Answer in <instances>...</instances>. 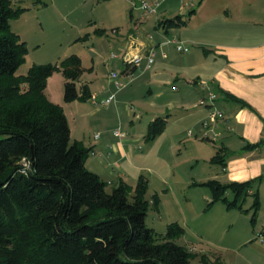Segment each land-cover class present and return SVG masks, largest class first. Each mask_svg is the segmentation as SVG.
I'll use <instances>...</instances> for the list:
<instances>
[{"label": "trees", "instance_id": "16d2710c", "mask_svg": "<svg viewBox=\"0 0 264 264\" xmlns=\"http://www.w3.org/2000/svg\"><path fill=\"white\" fill-rule=\"evenodd\" d=\"M13 1L0 0V264H191L193 254L174 241L184 231L178 222L167 224L163 235L146 225L148 209L159 205L158 194L150 200L145 196L147 178L140 174L133 186L120 180L107 191V183L85 164L89 148L71 141L62 106L46 96L48 77L60 70L63 101L88 99L86 83L77 89L80 57L34 63L16 74L27 48L10 19L28 8ZM191 13L164 18L159 25L183 26ZM104 31L94 29L98 35ZM164 127L165 119L156 117L145 139ZM262 136L247 148L264 143ZM226 155L219 146L210 162L223 166ZM254 183L210 179L193 185L209 188L206 208L220 201L227 209H242L241 202L252 194L254 220L260 204ZM201 261L208 264L205 256Z\"/></svg>", "mask_w": 264, "mask_h": 264}, {"label": "crops", "instance_id": "0c3cea01", "mask_svg": "<svg viewBox=\"0 0 264 264\" xmlns=\"http://www.w3.org/2000/svg\"><path fill=\"white\" fill-rule=\"evenodd\" d=\"M101 1L111 3L113 0ZM129 1V7L126 9L130 22L124 25L123 31L119 26L111 24L110 32L107 33L111 37L113 48L116 49L110 54V58L121 61L123 72L126 52L141 54L152 48L155 52L153 63L147 64L143 59L132 68L133 78L128 82L126 76L120 75V79L126 81V84L119 88L109 76L102 86V91L95 92L89 84L86 85L90 94H97L100 98L111 96L110 102L102 108L108 111L103 112L106 114H102V117L109 120L108 113L116 110L114 112L116 116L118 91L136 82L135 86L132 84L127 91V98L134 97V90L144 89V94H141L145 100L149 97L150 101L141 104L138 111L149 116L148 123L156 117H163L165 127L153 138L157 139L155 144L147 146L144 151L138 143L147 141L145 134L148 123L142 127L140 123L135 125L131 121L126 130L117 128L118 131L125 133L122 137L116 136L114 134L116 129L109 127L99 128L86 138L83 133L72 141H79L84 147L89 148V154L85 159L87 168L112 186H116L120 180L133 186L140 174L147 178L148 183L149 179L144 171H150L164 183L168 177L176 178L175 174H172L173 171L169 174L175 162L170 161L161 150V146L163 147L170 136L169 133L173 131L168 124L177 114L178 120L174 124L181 122L189 115L188 111L201 106V97L213 92L216 95L213 105L223 115L215 121L208 119L210 122L207 128L202 126L207 130L205 134L208 133L209 136L217 133L214 139L219 138L220 144L211 148L207 156H200H206L203 160L218 165L221 171L214 169L208 179L194 182L210 179L223 183L253 180L259 200L262 202L264 143L253 148H247V145L259 143L264 132V0H144L152 6L157 3L154 12L145 20L140 18L141 0ZM37 5L39 4H33L32 7ZM29 10L30 7L27 11ZM136 11L139 12L137 16ZM190 11L192 13L183 26L165 29L159 25V21L164 18L178 14L186 17ZM168 40L185 44L187 51L182 56L175 57L176 43L167 42ZM135 73L137 75L134 76ZM49 99L62 105L64 110L61 102ZM85 101L90 102L89 97ZM131 104L128 101V104L123 105V111L128 112L131 109L135 114L136 110L131 108ZM99 108L97 106L90 111L89 116L99 114ZM112 108L115 110L112 111ZM197 112L203 119L207 117V112L203 108H199ZM117 116L119 120V113ZM136 117H139V114H136ZM95 134H98V137H94ZM208 135L201 137V140L213 141L214 139ZM172 142L171 146L178 140L173 139ZM219 146L227 151L223 166L210 162ZM136 148L141 150L137 152ZM199 151L205 150L201 151L199 148ZM90 155L93 157L89 158ZM116 156L124 162L123 165L113 160ZM94 157L101 159L97 160ZM188 185L198 186L193 185L192 181Z\"/></svg>", "mask_w": 264, "mask_h": 264}, {"label": "rangeland", "instance_id": "374dc122", "mask_svg": "<svg viewBox=\"0 0 264 264\" xmlns=\"http://www.w3.org/2000/svg\"><path fill=\"white\" fill-rule=\"evenodd\" d=\"M41 1L35 7H32L35 4L32 3L34 0L13 1L15 6L30 7L29 11L27 9L18 17L10 19L11 30L18 34L22 41H25L27 48L24 61L17 69L16 74H25L34 63H58L65 57L76 54L80 57L83 68V73L77 82V89H79L78 83L82 82L89 84L95 92L102 91V86H104L110 71L117 70L119 73L123 66L119 59L110 58V54L116 49L113 48L111 37L107 33L110 32L111 24L119 26L123 31L124 25L130 22V16L126 9L129 7L130 1L113 0L111 3L101 0L99 2L98 0ZM187 6L189 7V4ZM138 14L139 12L136 11V16ZM98 27L104 28L106 33L96 34L94 29ZM184 52L175 48V57L182 56ZM64 82L65 77L62 72L55 70L47 79L45 94L48 99L53 98L63 104L64 113L71 129V141L83 133L86 138L97 132L99 128L109 127L113 130L118 128L123 131L127 129L131 121L135 125L140 123L142 127H145L149 121V116L138 111L141 104L150 101L149 97L145 100L142 96L141 93L144 94V89L134 90V97L131 99L126 96L130 86L132 84L135 86L136 82L128 84L127 87L118 91L116 102L119 104L116 103V116L114 115L116 110L112 108V111L113 109L115 111L108 113L110 114L109 120H105L108 119L107 117H102V114H106L103 112L108 111H104L101 104H91L88 101L64 103ZM208 97L209 93L200 99L208 102ZM128 101L132 103L131 108L136 110L135 114L131 109L128 112L123 111V105L128 104ZM201 101L202 107L192 108L188 111L189 115L181 122L174 124L178 120L179 115L177 114L168 124L173 131L169 133L170 136L163 147L161 146V150H163V155L175 162V164L172 163L174 165H172L169 174L173 171L172 174H175L176 178L168 177L164 183L150 171H144L149 179L145 193L146 198L150 200L153 194H158L160 198L159 209L150 207L145 223L156 233L163 235L166 232L167 224L178 222L184 231L174 241L193 254L191 264H202L203 256L206 257L208 264H264V196L253 220L252 194L246 196L245 200L241 202L243 203L241 204L242 209H227L221 202H216L206 208L207 203L211 200L208 187L188 185L190 181L193 183L208 179L211 175L210 172L214 169L221 171L218 165H212L203 160L211 148L220 144V140L219 138L213 141L211 139L201 140V137L205 136L207 132L203 122L209 124L208 119L213 121V118L208 116V108ZM95 105L100 107L99 114L93 117L89 116L90 111L96 108ZM199 108L206 110L207 117L205 119L197 112ZM117 113L120 115L119 120ZM136 114H139L140 120ZM221 114L223 115L222 112ZM121 118H123L122 123H120ZM191 133L192 135H189ZM173 139H177L178 142L171 146ZM156 140L145 141L138 145L144 151L147 146L155 144ZM199 148L201 151H205L200 152ZM140 150L136 148L137 152ZM92 157V155L89 156V158ZM113 160L118 161L119 165L124 163L119 159V156L114 157ZM112 168L114 169L115 166ZM106 183V190L110 191L112 185ZM228 196L231 197L230 194Z\"/></svg>", "mask_w": 264, "mask_h": 264}, {"label": "built area", "instance_id": "2783aa9c", "mask_svg": "<svg viewBox=\"0 0 264 264\" xmlns=\"http://www.w3.org/2000/svg\"><path fill=\"white\" fill-rule=\"evenodd\" d=\"M157 4V3H156ZM152 6L150 3H148L147 1L141 0L140 2V18L145 20L151 13L154 12L155 10V6ZM167 42H175L174 40H168ZM176 43V48L177 50H182V51H187V47L183 46L180 42H175ZM154 56H155V52L152 48L148 49L147 52L145 53H131V51L126 52L125 53V69L123 70V72H116L115 70L110 71V73L108 74L110 80H113L116 87H122L126 84V81H130L133 78V72H132V68H134V66H137L140 62H142L143 59H145L147 61V64H152L154 61ZM130 67V68H128ZM120 75H124L127 77L126 81L120 79ZM216 98V95L214 93H209V101L206 102L205 100L201 101L202 104H204L209 111V117L213 118L212 120L215 121L217 120L218 117L222 116L221 111H219L218 109H216V107L213 105V101ZM111 100V96L108 95L106 97L100 98L97 94H91L89 96V101L92 102L93 104H101V105H107ZM203 125L207 128L209 126V124L207 122H203ZM190 132V131H189ZM114 134L116 136H124L125 133L124 132H120L118 130L114 131ZM208 135V133L206 134ZM216 134H214L213 136H209L212 139H214ZM94 137H98V134H95Z\"/></svg>", "mask_w": 264, "mask_h": 264}]
</instances>
